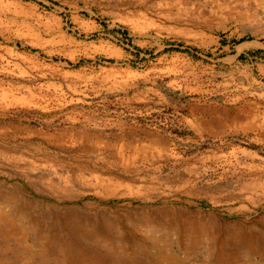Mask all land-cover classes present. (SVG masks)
Instances as JSON below:
<instances>
[{
	"label": "rangeland",
	"instance_id": "1",
	"mask_svg": "<svg viewBox=\"0 0 264 264\" xmlns=\"http://www.w3.org/2000/svg\"><path fill=\"white\" fill-rule=\"evenodd\" d=\"M0 264H264V0H0Z\"/></svg>",
	"mask_w": 264,
	"mask_h": 264
},
{
	"label": "bare ground",
	"instance_id": "2",
	"mask_svg": "<svg viewBox=\"0 0 264 264\" xmlns=\"http://www.w3.org/2000/svg\"><path fill=\"white\" fill-rule=\"evenodd\" d=\"M171 260H172V258H171Z\"/></svg>",
	"mask_w": 264,
	"mask_h": 264
}]
</instances>
